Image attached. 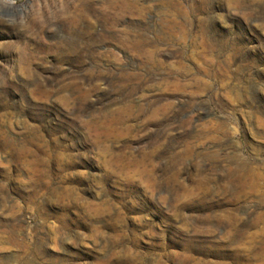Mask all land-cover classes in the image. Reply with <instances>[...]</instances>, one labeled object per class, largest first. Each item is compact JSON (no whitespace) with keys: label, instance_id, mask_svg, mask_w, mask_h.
Returning <instances> with one entry per match:
<instances>
[{"label":"rangeland","instance_id":"1","mask_svg":"<svg viewBox=\"0 0 264 264\" xmlns=\"http://www.w3.org/2000/svg\"><path fill=\"white\" fill-rule=\"evenodd\" d=\"M263 177L264 0H0V264H264Z\"/></svg>","mask_w":264,"mask_h":264},{"label":"bare ground","instance_id":"2","mask_svg":"<svg viewBox=\"0 0 264 264\" xmlns=\"http://www.w3.org/2000/svg\"><path fill=\"white\" fill-rule=\"evenodd\" d=\"M249 162V161H248ZM244 169V171L243 172H235L236 174V178H240V179H242V178H245V177H252L255 173H251V170L250 171H248V168H249V166L248 165H246V163H244V165L242 166ZM242 170V169H241ZM256 176H259V173H257V175ZM260 176H261V174H260ZM253 178V177H252ZM264 178V177H263ZM238 182H239V179H238ZM249 185V184H248ZM245 188V185H242L241 186V188ZM246 187H247V185H246ZM248 187H251L252 188V186H248Z\"/></svg>","mask_w":264,"mask_h":264}]
</instances>
